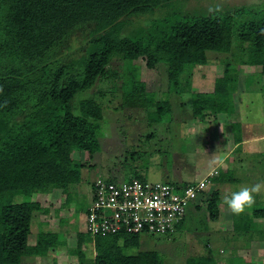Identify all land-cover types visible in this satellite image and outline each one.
I'll return each instance as SVG.
<instances>
[{
  "label": "trees",
  "instance_id": "obj_1",
  "mask_svg": "<svg viewBox=\"0 0 264 264\" xmlns=\"http://www.w3.org/2000/svg\"><path fill=\"white\" fill-rule=\"evenodd\" d=\"M172 1L0 0V264H26L24 256L49 255L67 244L54 229L40 230L36 242L29 243L34 213L43 209L30 196L84 179L85 164L74 153L92 156L100 149L104 109L96 93L79 101L80 113L74 111L73 100L101 76L112 74L109 67L115 59L127 74L125 91L144 94L145 103L161 115L173 114L172 102L155 100L156 93L186 91L182 75L208 63L209 52L231 53L236 33L246 62L264 75V11L237 28L229 14H156ZM140 59L151 69L168 64L166 91L147 90ZM250 76L245 75L244 88L252 85ZM239 78V65L220 64L210 91L188 89L194 118L236 114ZM234 123L232 134L240 146L244 139ZM18 195L24 200L15 202ZM66 201H72V193ZM219 202L223 200L215 190L208 203L213 219L220 215ZM88 207L81 211L86 214ZM255 218L264 219V205L241 216L232 214L233 236L251 234ZM77 235L71 252L81 264H161L154 250L127 253L139 245L141 234L126 232L96 236L95 254L87 263L82 244L92 237L86 230ZM188 264L218 262L198 255Z\"/></svg>",
  "mask_w": 264,
  "mask_h": 264
},
{
  "label": "rangeland",
  "instance_id": "obj_2",
  "mask_svg": "<svg viewBox=\"0 0 264 264\" xmlns=\"http://www.w3.org/2000/svg\"><path fill=\"white\" fill-rule=\"evenodd\" d=\"M210 5H220L221 11L210 13ZM166 7L156 14L160 16L164 10L173 15L186 12L196 16L229 14L237 28L242 22L258 17L264 11V0H175ZM238 43L236 33L231 53L209 52L208 63L193 67L181 79L185 89L210 91L219 74L220 64L239 65L240 90L236 96V114H220L217 116L220 121H215L212 115L194 118L192 94L188 89L182 93H156L155 100L169 99L172 102L173 114H159L145 103L144 94L129 95L125 91L122 84L127 74L118 59L109 67L112 74L101 76L93 88L76 94L73 100L76 113H80V109H76L79 101L92 93L97 94L103 105L104 119L98 132L100 149L92 156L88 152L75 151V157L85 164L83 169L86 173L80 183L30 196L40 201L43 209L34 213L29 243L36 239L40 230L52 227L66 237L67 244L42 261L33 263L29 260L27 264H81L71 250L77 246V233L86 229V224H83L86 223V214L81 210L91 204L90 187L93 181L103 178L121 183L135 176L147 181L183 184V181H198L216 165V171H212L197 200L201 207L191 203L182 226L169 235L141 234L139 245L125 251L137 253L154 250L161 264H188L198 255L212 256L218 264H264V229H253L251 234L236 238L233 236L232 213L228 207L219 202L220 215L215 219L211 218L208 210L213 191L218 190L223 200L226 192L264 182V75L246 62V55ZM140 65L141 79L149 92L167 90V63H159L151 69L140 59ZM249 74L254 75L248 77L249 80L253 79L252 85L249 83L250 87L244 88L245 75ZM233 122L238 136L254 138L235 147L224 157L221 166L223 151L233 142ZM184 132L188 134L186 141L182 136ZM188 143L191 150L187 148ZM68 192L72 193L70 202L66 201ZM23 200L21 195L14 198L15 202ZM255 200L252 209L263 206L264 192L257 195ZM255 220L254 225L264 227L263 218ZM82 250L87 263H91L95 254L94 242L85 239Z\"/></svg>",
  "mask_w": 264,
  "mask_h": 264
},
{
  "label": "built area",
  "instance_id": "obj_3",
  "mask_svg": "<svg viewBox=\"0 0 264 264\" xmlns=\"http://www.w3.org/2000/svg\"><path fill=\"white\" fill-rule=\"evenodd\" d=\"M211 175L212 172L187 184L147 181L135 176L121 183L99 178L90 187L85 230L93 242L96 236L120 232L172 234Z\"/></svg>",
  "mask_w": 264,
  "mask_h": 264
},
{
  "label": "clouds",
  "instance_id": "obj_4",
  "mask_svg": "<svg viewBox=\"0 0 264 264\" xmlns=\"http://www.w3.org/2000/svg\"><path fill=\"white\" fill-rule=\"evenodd\" d=\"M220 11H221L220 5H210L209 7L210 13H218ZM220 163H221V166H223L224 161H221ZM214 170L216 169H213L212 171ZM189 183H192V182H189ZM262 192H264V182H258L251 186H244L240 188L238 191H233L230 193L226 192L223 196V203L228 207V209L233 215L241 216L245 214L247 210L253 208V205L256 202L255 197L257 195H260Z\"/></svg>",
  "mask_w": 264,
  "mask_h": 264
},
{
  "label": "crops",
  "instance_id": "obj_5",
  "mask_svg": "<svg viewBox=\"0 0 264 264\" xmlns=\"http://www.w3.org/2000/svg\"><path fill=\"white\" fill-rule=\"evenodd\" d=\"M220 114H226V113H220ZM220 114H218V115H220ZM227 115V114H226ZM215 121H220L219 120V118L217 117V118H215L214 119ZM183 140L184 141H186L187 139H188V134L186 133V132H184L183 133ZM252 138H254V137H251V138H248V137H242V139H244V141L243 142H246V141H249L250 139H252ZM242 142V143H243ZM238 148L239 147V145L236 143V140L234 139V137H233V142H231V145H229L228 147H227V150H225V151H223V157L221 158V160H220V162L224 159V157L226 156V155H228L232 150H234V148ZM187 148H189V150H191V146L189 145V143H188V145H187ZM197 148H194V150H196ZM215 168H217V165L216 166H214V167H212L209 171H207L202 177H200L199 179H201V178H203L204 176H206L210 171H212L213 169H215ZM198 180V179H197ZM184 183L183 184H186V183H189V182H187V181H183ZM202 195V194H201ZM200 197V196H199ZM198 197V198H199ZM196 204H200L199 202H195V205ZM74 211H76V210H74ZM40 212V211H39ZM84 213V212H83ZM34 219V218H33ZM256 219V218H255ZM254 219V220H255ZM258 219H260V218H258ZM256 221V220H255ZM254 221V222H255ZM258 222H259V220H257ZM185 223V218H184V222H183V224ZM42 224V223H41ZM45 224V223H44ZM43 224V225H44ZM84 225H85V223H83ZM259 225V224H258ZM257 225V226H258ZM50 229L52 228V227H49ZM258 228H260L259 226H258ZM257 228V230H260V229H258ZM253 229H256V225H254L253 224ZM262 229H264V227L262 228ZM56 230V229H55ZM235 233V232H234ZM234 233H233V235H234ZM252 233V232H251ZM31 234V233H30ZM30 236V235H29ZM29 240H30V238H29ZM252 240V239H251ZM251 240H250V242H251ZM36 242V239L32 242V243H35ZM64 246V245H63ZM46 256H48V255H44V256H24L23 257V262L24 263H26L27 264V262H29V260H32L33 261V263H35V262H40V261H42V259H44V257L46 258ZM35 257H38V258H35Z\"/></svg>",
  "mask_w": 264,
  "mask_h": 264
}]
</instances>
